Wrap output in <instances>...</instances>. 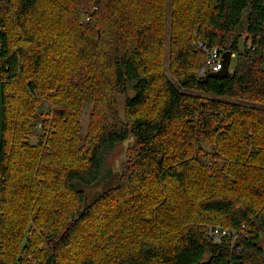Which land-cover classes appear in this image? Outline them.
<instances>
[{
	"label": "trees",
	"instance_id": "1",
	"mask_svg": "<svg viewBox=\"0 0 264 264\" xmlns=\"http://www.w3.org/2000/svg\"><path fill=\"white\" fill-rule=\"evenodd\" d=\"M168 2L0 0V264H264V0Z\"/></svg>",
	"mask_w": 264,
	"mask_h": 264
},
{
	"label": "built area",
	"instance_id": "2",
	"mask_svg": "<svg viewBox=\"0 0 264 264\" xmlns=\"http://www.w3.org/2000/svg\"><path fill=\"white\" fill-rule=\"evenodd\" d=\"M193 46L201 50L206 55V59L198 72L200 78H205L207 75L220 72L223 69V53L226 49L220 48L216 45H211L209 42H194ZM250 48L251 42H248L246 49ZM235 56V54H232V59ZM236 235L237 233L234 231L211 228L208 233V239L213 241L215 244H222L223 242L230 241L232 238H235Z\"/></svg>",
	"mask_w": 264,
	"mask_h": 264
},
{
	"label": "rangeland",
	"instance_id": "3",
	"mask_svg": "<svg viewBox=\"0 0 264 264\" xmlns=\"http://www.w3.org/2000/svg\"><path fill=\"white\" fill-rule=\"evenodd\" d=\"M167 12L169 13L170 12V0L168 2V9H167ZM82 18V21H85L86 20V16L83 14L81 16ZM165 64H166V70L167 72L169 73V64H170V58H169V48L166 49V54H165ZM234 66H235V60L233 59L232 62H231V65H230V72L233 71L234 69ZM171 75V74H170ZM134 96V93L132 91L131 88H129L128 90V93L126 96L124 97H120L119 98V101L122 105V103H124L125 99L127 97H133ZM85 115V114H84ZM87 115L83 116V121H87ZM41 123V122H39ZM38 123V124H39ZM38 126V125H37ZM36 126V131L34 132V137L32 138V143L33 144H36L38 142V138H37V135L41 134V126L39 128V126L37 127ZM39 129V130H38ZM132 143V141H129V142H126L120 146H118L114 152V155L109 159V166L112 168V171L114 174H120L124 168V163L126 161V151L128 149V147L130 146V144ZM111 184L110 181L107 182V185ZM105 188V185H101L97 188H94V189H88L87 190V202L89 200V198H94L98 193L102 192ZM225 230V229H224ZM261 247L264 249V236L262 237V240H261V243H260Z\"/></svg>",
	"mask_w": 264,
	"mask_h": 264
},
{
	"label": "water",
	"instance_id": "4",
	"mask_svg": "<svg viewBox=\"0 0 264 264\" xmlns=\"http://www.w3.org/2000/svg\"><path fill=\"white\" fill-rule=\"evenodd\" d=\"M232 62V52L231 49H227L223 53V69L220 72L212 73L207 75L202 82H206L212 78H225L230 73V65ZM4 93H3V81L1 78V68H0V162H1V152L3 145V136H4Z\"/></svg>",
	"mask_w": 264,
	"mask_h": 264
}]
</instances>
